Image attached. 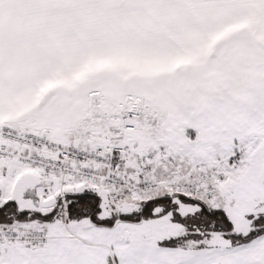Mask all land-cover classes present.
<instances>
[{
  "label": "snow or ice",
  "instance_id": "obj_1",
  "mask_svg": "<svg viewBox=\"0 0 264 264\" xmlns=\"http://www.w3.org/2000/svg\"><path fill=\"white\" fill-rule=\"evenodd\" d=\"M0 264H264V0H0Z\"/></svg>",
  "mask_w": 264,
  "mask_h": 264
}]
</instances>
